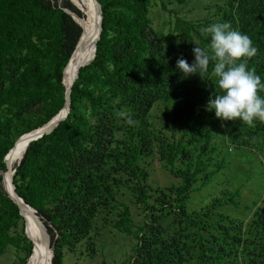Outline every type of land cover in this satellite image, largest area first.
<instances>
[{"label":"trees","instance_id":"16d2710c","mask_svg":"<svg viewBox=\"0 0 264 264\" xmlns=\"http://www.w3.org/2000/svg\"><path fill=\"white\" fill-rule=\"evenodd\" d=\"M70 1L0 0L2 171H6L4 156L15 140L47 123L64 105L62 79L72 65L68 59L85 19L79 4ZM80 1L86 7V0ZM97 1L102 29L95 56L78 70L66 118L50 133L29 142L13 166L15 191L36 210L55 238L53 264H64L63 247L73 248L87 237L94 220L117 203L120 188L144 201L146 172L137 163L141 157L155 148L172 165L177 157L188 156L186 144L200 142L205 148L213 137L215 115L206 110L209 98L219 91L213 62L201 77H185L176 66L181 57L190 64L194 61L196 45L209 47L210 35L203 29L227 21L247 33L257 48V54L247 60L248 67L264 82V0H214L213 12L195 21L176 19L172 23L169 17L172 26L165 34L149 18L157 0ZM159 1L167 9L165 0ZM259 94L264 96V90ZM162 99L171 102L164 124L170 135L156 133L148 119L153 105ZM128 116L132 124L127 122ZM216 119L228 144L250 147L264 156V122L257 120L255 127H249L242 120ZM195 167L192 173L189 166L175 171L182 179L176 197L162 194L158 202L163 218L173 215L171 222L163 223L162 228L158 210L152 211L150 221L135 232L137 243L127 264H264V197L247 221L186 214L184 192L200 171L201 162ZM2 188L0 174V251L15 241L8 229L21 218L17 205ZM177 209L184 213L182 217L176 218ZM119 217L116 225L126 228L127 211ZM183 225L189 233L181 235ZM44 231L50 260L51 240ZM20 239L27 243V258L32 243L24 235Z\"/></svg>","mask_w":264,"mask_h":264},{"label":"rangeland","instance_id":"374dc122","mask_svg":"<svg viewBox=\"0 0 264 264\" xmlns=\"http://www.w3.org/2000/svg\"><path fill=\"white\" fill-rule=\"evenodd\" d=\"M165 2L167 9L161 8L160 1L157 0L149 12L152 26L157 30H162L164 34L172 26L171 23H168L169 17L172 23L176 19L195 21L204 17L208 11L213 12L215 1L165 0ZM70 67L66 68L64 78ZM170 111V101L162 99L153 105L148 119L156 133L167 132L170 135L167 128L164 129V124L168 123L165 114ZM81 112H84L83 109ZM213 118L216 120L213 125L215 132L205 148L201 146L200 142L186 144L188 156L186 158L177 157L172 165L162 160L155 148L152 149L149 156L141 157L137 163L146 172L147 189L144 201L137 200L127 188H120L116 195L117 203L111 210L101 213L96 221L94 220V225L87 237L81 239L73 248L63 247V263L127 264L137 243L135 232L145 221H150L149 214L158 210L157 216L160 215L162 228L173 218V215L163 218V211H159L161 204L158 202L162 194L170 198L176 197V189L179 188L182 179L175 171L185 170L189 166V173H192L196 168L195 164L199 161L201 162L200 171L192 179L187 190L183 191L187 196L184 197L182 203L186 214H200L203 219L224 215L247 221L253 211L263 204L264 156L259 150L250 147L243 148V146L237 148L228 144L220 131L217 117ZM25 136V134L21 135L14 145L21 143L19 141ZM18 157L20 158L11 165L12 172H14L13 166L22 158L21 154ZM171 168L173 171L170 170ZM2 189L5 192L4 184ZM124 209L129 218V221L125 223V227L129 228L127 230L116 225L120 213ZM32 212L34 211L32 210ZM176 213H178L176 218L184 215L179 209L176 210ZM25 224V218L21 216L16 219L15 225L9 227L8 234L15 241L2 246L0 264H28L30 255L25 257L27 243L20 239L22 235L26 236ZM179 226L180 224L177 226V230ZM167 230L173 231L169 226ZM180 231H182L181 235L189 233L186 232L184 225ZM23 258H26L25 263L22 262Z\"/></svg>","mask_w":264,"mask_h":264},{"label":"clouds","instance_id":"9594fccd","mask_svg":"<svg viewBox=\"0 0 264 264\" xmlns=\"http://www.w3.org/2000/svg\"><path fill=\"white\" fill-rule=\"evenodd\" d=\"M203 32L210 35V45L203 48L196 45L192 51L194 61L190 64L178 58L176 66L185 77L205 74L209 63L213 62L212 74L219 89L214 98H209L206 110L213 111L222 121L242 120L247 126L255 127V121L264 122V82L247 60L257 54L251 37L232 27L230 22H216ZM129 124L133 123L130 116Z\"/></svg>","mask_w":264,"mask_h":264},{"label":"bare ground","instance_id":"6f19581e","mask_svg":"<svg viewBox=\"0 0 264 264\" xmlns=\"http://www.w3.org/2000/svg\"><path fill=\"white\" fill-rule=\"evenodd\" d=\"M75 1L81 7L83 14H85L84 29L81 32V38L77 47V51L74 53V56L78 55L79 58L77 56L71 59L72 65L68 69L64 78L65 87H71V84L73 83L74 79L76 78V75L78 74L79 68H81L80 63L86 58L89 59L94 57V54L96 52L95 48L97 34L99 30V12L93 0H86V7L80 0ZM53 120L56 121V119ZM25 138L26 139H24L21 143L15 144L8 152L7 162L8 164H10V166L12 160L16 156L20 154L21 156L23 155L26 145L29 142V140H27V135L25 136ZM4 178L6 182L9 181L8 173H5ZM6 187L8 188V191H11L7 183ZM22 215L25 218L26 223L25 234L31 240L33 246V251L28 260V264H50L52 254H50L49 260L45 252L46 241L44 240L45 231L43 225L35 216V213L28 208H26V211Z\"/></svg>","mask_w":264,"mask_h":264},{"label":"water","instance_id":"95a60500","mask_svg":"<svg viewBox=\"0 0 264 264\" xmlns=\"http://www.w3.org/2000/svg\"><path fill=\"white\" fill-rule=\"evenodd\" d=\"M93 2L95 3L97 9H98V12H99V30H98V34H97V41L100 37V33H101V29H102V15H101V7H100V4L97 0H93ZM74 5V4H73ZM63 10L64 12L67 13L66 11V8L65 7H62L61 5H59ZM75 6V5H74ZM77 9H79L77 6H75ZM80 10V9H79ZM81 11V10H80ZM68 14V13H67ZM69 15V14H68ZM72 17V16H71ZM72 19L78 24V22L72 17ZM79 25V24H78ZM80 26V25H79ZM81 27V26H80ZM81 32H82V27H81ZM80 38H81V35L75 45V48L72 52V54L70 55L69 57V61L73 58V57H77V56H74V53L77 51V47H78V44H79V41H80ZM96 41V43H97ZM96 49V48H95ZM95 56V54H94ZM79 58V56H78ZM94 57L92 58H86L85 60H83L81 63H80V67L82 66H85L87 65L88 63H90L92 60H93ZM66 66V65H65ZM65 66H64V69H65ZM64 69H63V72H64ZM77 77V75H76ZM76 79V78H75ZM74 79V80H75ZM62 83H63V79H62ZM73 84V83H72ZM71 84V86H72ZM64 85V83H63ZM65 87V85H64ZM70 91H71V87H65V94H64V105L63 107L57 112V114H55V116H53L47 123L43 124L42 126L34 129V130H31L27 133H25V135H27V140H29V142L31 141H34V140H37L39 139L40 137H42L44 134H48L50 133L58 124L60 121H62L63 119L66 118L68 112H69V109H70ZM53 119H56V121H54ZM19 138V137H18ZM17 138V139H18ZM16 139V140H17ZM15 140V142H16ZM14 142V143H15ZM28 142V144H29ZM28 144L26 145V148L24 150V152L26 151L27 149V146ZM14 145V144H13ZM11 150V149H10ZM9 150V151H10ZM8 151V152H9ZM8 152H6L7 154L4 156V163L6 165V171H2L0 170V174H2V178H3V184H4V187H5V192L7 193V195L13 200V202L17 205L18 209H19V215L23 216L22 214H24V212L26 211V208L30 209V210H33L35 212V216L39 219V221L41 222V224L43 225L44 229L47 231V233L49 234V238L51 240V254H52V257H51V260H50V264H53L52 263V258L54 256V244H55V238H53L51 236V233L49 232V229L48 227L44 224V222L42 221L41 217L38 216L36 214V210L31 207L30 205L26 204L23 199L17 194V192L15 191V185L13 184V180H12V177H13V172H12V169H11V166L10 164H8L7 162V155H8ZM23 152V154H24ZM5 173H8L9 175V181L6 182L5 178H4V175ZM6 183L9 185V189L11 191H8V188L6 187ZM32 251H33V246H32ZM32 251H31V254H32ZM30 254V255H31ZM30 258V256H29ZM28 258V259H29Z\"/></svg>","mask_w":264,"mask_h":264}]
</instances>
